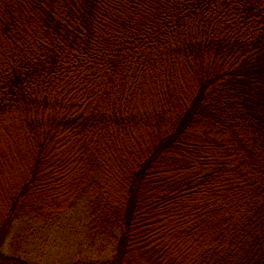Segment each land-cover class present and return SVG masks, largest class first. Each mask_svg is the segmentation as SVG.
Wrapping results in <instances>:
<instances>
[{
	"label": "trees",
	"instance_id": "trees-1",
	"mask_svg": "<svg viewBox=\"0 0 264 264\" xmlns=\"http://www.w3.org/2000/svg\"><path fill=\"white\" fill-rule=\"evenodd\" d=\"M70 213V264H264V0H0V264Z\"/></svg>",
	"mask_w": 264,
	"mask_h": 264
},
{
	"label": "rangeland",
	"instance_id": "rangeland-1",
	"mask_svg": "<svg viewBox=\"0 0 264 264\" xmlns=\"http://www.w3.org/2000/svg\"><path fill=\"white\" fill-rule=\"evenodd\" d=\"M84 221L74 213L56 223L33 222L31 226L16 223L5 239L4 252L14 248L31 262L43 264H70L76 259H94L107 254L110 246L99 240L89 241L84 234ZM16 240V241H15Z\"/></svg>",
	"mask_w": 264,
	"mask_h": 264
}]
</instances>
